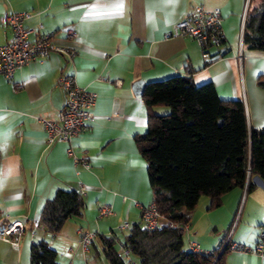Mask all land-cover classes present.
<instances>
[{"label":"crops","instance_id":"crops-1","mask_svg":"<svg viewBox=\"0 0 264 264\" xmlns=\"http://www.w3.org/2000/svg\"><path fill=\"white\" fill-rule=\"evenodd\" d=\"M196 4L216 8L221 18L223 42L207 48L206 60L192 38H164L171 24ZM246 4L247 0H0V19L9 11L30 14L24 21L32 30L30 39L39 31H51L55 42L75 48L71 59L51 52L15 68L10 80L0 74V217L23 224L16 248L0 241V264H28L29 243L51 235L36 220L56 188L82 187L84 203L80 216L69 217L51 235L60 264H76L74 258L64 260L59 254L58 241L65 242L68 255L81 252L77 228L96 232L88 247L97 254V235L117 237L125 232L118 229L122 222L139 220L140 206L150 202L151 193L145 161L132 136L146 128L147 110L140 97L146 82L174 74L187 75L196 85L210 82L219 98L242 101L248 127L264 124V50L241 44ZM66 28H72L76 37L67 39ZM9 36L0 20V44ZM66 73L95 94L93 119L68 142L47 144L43 126L33 116L55 118L64 98L56 79ZM157 107L151 112H162ZM67 148L87 168L74 164ZM251 181L250 190L233 187L213 208H208L206 196L199 197L200 215H191L195 204L183 231V248L191 242L211 253L224 235L252 246L257 226L264 224V182L257 176ZM103 203L110 204L111 214L95 218ZM221 264L264 261L252 253L226 249Z\"/></svg>","mask_w":264,"mask_h":264},{"label":"trees","instance_id":"trees-1","mask_svg":"<svg viewBox=\"0 0 264 264\" xmlns=\"http://www.w3.org/2000/svg\"><path fill=\"white\" fill-rule=\"evenodd\" d=\"M241 44L264 50V0H247ZM140 97L146 107V128L133 142L145 161L151 202L163 223L146 229L135 221L121 238L97 235L106 264H125L118 246L136 264H221V254L183 248L184 226L200 196L208 208L233 187L252 188L251 177L264 182V124L248 127L242 101L219 98L210 82L194 84L187 75L174 74L144 84ZM153 106H165L162 114ZM84 203L75 189L56 188L44 200L37 223L52 236L69 218L80 216ZM174 224V226L168 225ZM28 264H60L46 240L29 243Z\"/></svg>","mask_w":264,"mask_h":264},{"label":"built area","instance_id":"built-area-1","mask_svg":"<svg viewBox=\"0 0 264 264\" xmlns=\"http://www.w3.org/2000/svg\"><path fill=\"white\" fill-rule=\"evenodd\" d=\"M30 16L28 12L9 11L1 17V23L10 30L9 38L0 44V74L7 80L11 79L12 72L30 61L41 60L49 53H57L71 59L75 54V48L72 45L57 43L53 39L54 32H37L33 39L29 38L31 29L24 26V21ZM67 39L76 37L72 28L64 30ZM188 36L192 38L199 48L200 56L203 60L208 59L207 48L218 47L223 42L221 30V18L216 8L206 9L202 4H196L192 11L173 22L170 30L164 34V38ZM239 58V56H238ZM115 84L118 81L114 82ZM57 86L63 92V102L57 110L55 118L48 119L39 116L33 118L40 122L45 133V142L50 144L54 141L68 142L73 136L86 128L92 121V106L95 94L76 84L71 73L61 74L56 79ZM15 88L18 84L13 85ZM66 153L71 156L74 164H81L87 168V163L74 156L69 148ZM78 192L83 193L82 187ZM111 214L110 204L103 203L97 207V217ZM162 219L153 203L150 201L140 206L139 221L146 229L156 228ZM174 226L172 223H168ZM128 227L126 222H122L119 230ZM186 226H184L185 228ZM23 231V224L17 220H9L7 215L0 217V241H4L12 248L17 247V239ZM32 233V231L30 232ZM77 244L84 254L87 247L93 242L96 232L83 231L80 227L76 229ZM235 250L242 253H252L264 261V224L257 226L256 241L252 246H246L228 240V235H224L222 241L216 248L217 254L222 250ZM188 250L201 252L194 243L188 244ZM117 256L121 257L125 264H136L131 258L129 251L118 246Z\"/></svg>","mask_w":264,"mask_h":264},{"label":"rangeland","instance_id":"rangeland-1","mask_svg":"<svg viewBox=\"0 0 264 264\" xmlns=\"http://www.w3.org/2000/svg\"><path fill=\"white\" fill-rule=\"evenodd\" d=\"M157 108H162L164 111L167 110V107L165 106H159ZM162 110V112H157V114H162V113H165L164 111ZM201 198H204V196H200ZM202 200V199H200ZM242 198L240 200V203L238 205V211L240 210L241 208V205H242ZM200 202L201 201H198V205L196 204V206L192 209L191 211V215H193V218L194 217H198L200 215ZM149 203V202H148ZM238 213V212H237ZM102 217H105V216H102ZM95 218H97V209H96V214H95ZM98 218H101V217H98ZM137 220V219H136ZM134 220V221H136ZM164 220L162 219H159L158 220V223L161 224L163 223ZM81 228V227H80ZM83 230V228H81ZM83 231H87V230H83ZM89 231H92V230H89ZM124 233V232H123ZM118 234V232H117ZM121 234L117 235L118 239L121 238ZM54 237H52L51 235L50 236H46V241L47 243H49V245L51 246V241L53 240ZM57 245V244H56ZM53 247V246H52ZM58 247H59V254H63V259H67V258H74L75 260V263L76 264H106L105 263V260L103 258V255L100 251V249H97V254L95 253V251L93 250V248H90V247H87V252L82 254L80 251H76L75 254H72V255H68L66 254L64 251L66 249V244L65 242H59L58 241ZM55 248V247H54ZM56 249V248H55ZM70 249H74L72 246H70ZM74 253V252H73ZM58 257H57V261H58Z\"/></svg>","mask_w":264,"mask_h":264},{"label":"water","instance_id":"water-1","mask_svg":"<svg viewBox=\"0 0 264 264\" xmlns=\"http://www.w3.org/2000/svg\"><path fill=\"white\" fill-rule=\"evenodd\" d=\"M134 85H136L137 87H139V90H138V92H139V91H140L141 84L137 82V83L134 84Z\"/></svg>","mask_w":264,"mask_h":264}]
</instances>
